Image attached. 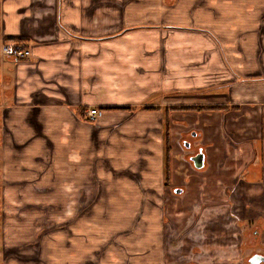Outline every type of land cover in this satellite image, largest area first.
<instances>
[{
    "label": "crops",
    "instance_id": "crops-1",
    "mask_svg": "<svg viewBox=\"0 0 264 264\" xmlns=\"http://www.w3.org/2000/svg\"><path fill=\"white\" fill-rule=\"evenodd\" d=\"M11 37L31 56L0 55L3 178L70 210L94 182L101 202L0 264H243L264 246V0H0ZM118 115L150 138L137 182L120 176L135 155L89 159L91 126L105 138Z\"/></svg>",
    "mask_w": 264,
    "mask_h": 264
},
{
    "label": "rangeland",
    "instance_id": "rangeland-1",
    "mask_svg": "<svg viewBox=\"0 0 264 264\" xmlns=\"http://www.w3.org/2000/svg\"><path fill=\"white\" fill-rule=\"evenodd\" d=\"M113 121L116 124L107 127L105 138H101L102 126L99 123L98 125L91 126L90 137L93 143V150L88 153L89 159L92 161L91 165L94 163H102L107 167L111 160L116 159L124 162V165H126L127 160H129L128 156L135 155L138 169L130 173L127 171L128 167H126L123 173L121 175L119 173V175L125 179H127V176L136 179L137 182L141 177L142 168L146 166L143 150L147 142H150V138L143 136L138 137L131 134V130L128 127L127 115L114 116ZM2 139L3 138L0 137V261H2V257L8 254H15L21 257L22 251L31 253V255H36L39 241L44 236L48 238L51 232L55 233V231H59L60 234L62 233L61 235H57V240L62 242L65 227L71 224L69 221L71 220L70 216L77 217L76 219H78L82 214L90 213L92 208L101 202V191L98 193L97 184L94 182L89 185L78 186V191L82 189V192L80 191L81 193L78 195L82 204L79 205L73 202L74 204L70 206L72 207L75 205V208L70 210L68 206V208H66L68 210H66L63 209V200L51 198L52 193L56 192V189L52 185L46 182L37 184L32 175H27L24 179L15 176V179H19L15 181L6 180L3 178L4 171L2 169V164L5 160V153L2 151L4 143ZM112 139H119L117 149L114 148ZM137 149H141L139 150L140 152ZM29 161L32 162V160ZM40 161L43 162L42 160ZM30 166L31 165L28 164V167ZM17 167L23 166L17 165ZM75 188L76 187L73 185L72 190H75ZM84 196H88V199L82 200ZM151 202L155 203L154 200ZM32 220L39 224V229L37 231L33 230L35 226L32 225ZM52 220L54 222H52ZM72 222H74V220H72ZM22 225L26 226L22 227ZM28 230L30 232H28ZM31 230L34 232H31ZM26 241H31L32 245L24 243ZM259 247L264 252V246L259 245ZM261 249L259 250L262 251ZM187 250L188 249H184V251ZM252 250L257 251V248H248V250L243 251L242 255H247V253ZM226 251L229 252L228 249H226ZM244 262L245 261L242 260L243 264H245Z\"/></svg>",
    "mask_w": 264,
    "mask_h": 264
},
{
    "label": "built area",
    "instance_id": "built-area-1",
    "mask_svg": "<svg viewBox=\"0 0 264 264\" xmlns=\"http://www.w3.org/2000/svg\"><path fill=\"white\" fill-rule=\"evenodd\" d=\"M0 55L20 60L31 56V51L28 47L17 46L14 43H9L6 40H3L0 44ZM88 113L91 117H94L95 115L100 114V111L96 108H91L88 110Z\"/></svg>",
    "mask_w": 264,
    "mask_h": 264
},
{
    "label": "water",
    "instance_id": "water-1",
    "mask_svg": "<svg viewBox=\"0 0 264 264\" xmlns=\"http://www.w3.org/2000/svg\"><path fill=\"white\" fill-rule=\"evenodd\" d=\"M191 160L193 162V165L197 168V169H201L204 167L205 165V154L203 152L202 149L199 150L198 153H196L195 155L191 156ZM182 189L178 188L175 190V192L179 193L181 192ZM260 260H264V256L261 254H256V256H254L253 258H251V262L256 263Z\"/></svg>",
    "mask_w": 264,
    "mask_h": 264
},
{
    "label": "flooded vegetation",
    "instance_id": "flooded-vegetation-1",
    "mask_svg": "<svg viewBox=\"0 0 264 264\" xmlns=\"http://www.w3.org/2000/svg\"><path fill=\"white\" fill-rule=\"evenodd\" d=\"M189 139H191V137H187V139L185 138V141L184 142H188L189 141ZM199 151H196L195 152V154L196 153H198ZM194 154V155H195ZM1 223V222H0ZM2 232V231H1ZM257 232V231H256ZM255 232V230L254 231H252V233L254 234V233H256ZM254 236H256L255 234H254ZM253 247H256L257 248V251L255 250H252V251H250L249 253H247V255L243 258V261H245L244 263L245 264H264V260H260V261H258V262H256V263H253V262H251V258H253L254 256H256V254H261V255H263L264 256V252H263V250L262 251H260L259 249V246H257V245H255V246H252V247H249L250 249H252Z\"/></svg>",
    "mask_w": 264,
    "mask_h": 264
},
{
    "label": "trees",
    "instance_id": "trees-1",
    "mask_svg": "<svg viewBox=\"0 0 264 264\" xmlns=\"http://www.w3.org/2000/svg\"><path fill=\"white\" fill-rule=\"evenodd\" d=\"M6 41L9 43H14L17 46H23L26 47L25 44H23V40L21 38H6ZM218 107V106H217ZM202 108H212V107H197L195 106L194 109H202ZM216 108V107H215ZM224 108V107H223ZM168 128H166V149H167V157H166V168L168 169V157H169V144H168Z\"/></svg>",
    "mask_w": 264,
    "mask_h": 264
}]
</instances>
